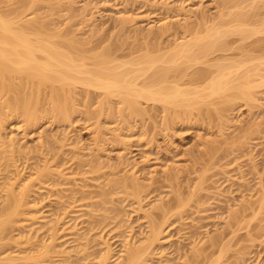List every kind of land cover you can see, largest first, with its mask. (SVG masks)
Instances as JSON below:
<instances>
[{
	"label": "rangeland",
	"instance_id": "1",
	"mask_svg": "<svg viewBox=\"0 0 264 264\" xmlns=\"http://www.w3.org/2000/svg\"><path fill=\"white\" fill-rule=\"evenodd\" d=\"M0 11L20 12L21 21L40 23L44 34L71 41L88 67L89 56L107 50L120 71L139 69V56L169 59L175 44L221 31L217 50L187 69L188 76L192 70L224 67L237 85L244 73L251 81L246 89L247 78L241 83L250 97L235 91L229 105L213 103L200 112L194 105L175 119L159 104L140 99L145 113L123 121L112 99L110 116L100 119V139H94L95 117L86 116L100 98L92 89L76 90L69 121L42 114L28 136L18 129L19 121L8 123L14 147L27 151L26 160L19 161L22 170L28 165L23 176L49 163L55 183L35 181L38 214L45 221H36L30 232L22 229L21 237L30 236L23 239L14 225L8 228L12 233L2 232L0 264H46L49 257L54 264H101L106 247L109 258L103 264H124L129 247L144 244L153 223L161 226L159 241L141 264H264V0H0ZM164 27L168 32L159 34ZM182 58L178 70L187 66ZM95 156L97 172L89 164ZM132 176L143 188L140 199L130 194ZM101 191L108 196L102 198ZM177 194L183 206L177 205ZM2 196L0 190V202ZM160 203L164 212L156 209ZM64 207L75 212L69 210L71 216L60 222L70 231L57 235L56 251L43 256L42 245L50 243L47 222ZM10 234L21 239L14 243Z\"/></svg>",
	"mask_w": 264,
	"mask_h": 264
},
{
	"label": "bare ground",
	"instance_id": "2",
	"mask_svg": "<svg viewBox=\"0 0 264 264\" xmlns=\"http://www.w3.org/2000/svg\"><path fill=\"white\" fill-rule=\"evenodd\" d=\"M4 13L0 11V190H3L5 193L0 202V242L6 236L4 234L6 233L5 230L10 228L11 225H14L11 229H16L20 233L22 229L24 231L25 227L30 232V228H33V224L36 221H40V223L43 221L44 223V215L42 214L43 217L39 215L41 212L38 209L41 201L37 200L34 196L36 192V189H33L34 183L35 181L42 182L43 179L44 182L50 181L55 183V180H53L54 173L51 171L49 163H43L42 166H36V168L31 169V173H33V170L34 173H29L28 177L23 176V171L28 168V165H23L24 170H22L23 168L21 167L22 169H20L19 161L21 158L26 160L27 151L20 152L14 147L17 140L11 138L9 133L6 132L8 123L14 120L19 121L18 129L23 131L24 136H28L41 120L42 114H49L54 122L69 121L71 106H74L72 102L76 95V90L79 88L87 90V93L90 89L100 92L97 108L93 112H90V110L86 111V116L92 115L95 117L96 124L94 125H97L95 126V131L97 130L95 134L97 135H95L96 137L94 136V139L101 138V136H98L101 133L100 129H98V127L101 128L100 119L103 116H110L112 99H116L118 105H120L118 109L119 115L123 117L124 121L132 117H140L145 113V109L141 107L140 99L144 102H150L152 105L159 104L166 115L170 114V118L173 116L175 119L180 113L189 114L191 107L194 105L197 108L199 107L197 111L200 112L203 106L205 108L206 106H210L211 108L213 103V106L216 105L215 103L222 105L225 103L226 106V104H231L232 100L234 101L233 98H237L238 95L244 98L245 96H249L245 91V85L251 82H248L249 76L245 77V73L242 74L244 77L242 79L243 82L246 78L248 82H244L245 84L241 82L244 84V89L243 84L241 85L239 80V84L237 85L232 78L228 77L224 67H221L222 64L219 65L221 68L217 66V69H220L215 72H205L207 69L205 71L192 70L189 76L186 72L187 69H191L196 63H200L201 59L203 60L211 54L212 49L215 48V42L219 41L221 31L216 32L214 30V32L212 31L213 33L206 31L204 37L195 38L194 42L185 41L175 44L171 53L173 57L169 59L168 57L165 59L163 55L161 57L164 59L161 57L153 58L149 55L139 56V58L137 57V61H135L137 65H141L139 69L120 71L119 64H115V61L113 64V60L109 61L107 50L103 51L101 55L89 56L92 66L88 67L85 62H81L85 57L78 54L81 52L71 41L67 44L54 34H44L43 26L40 23L21 21L20 12L11 11V13H7L8 15ZM167 30L166 27L161 28L159 34H166ZM193 49L196 50L192 53ZM177 56L180 58L182 56L184 58V62L182 61V63L187 65L185 66L184 64L185 67L179 68L180 70H178V65L180 67V64L178 63L177 65L176 62ZM175 57H177L176 60ZM159 62L163 63L160 64L163 67H159L158 69V66H155L156 68L153 67L157 63L159 64ZM129 63L131 62L129 61ZM164 64L168 65L165 66ZM231 66L233 68L232 64L228 67L231 68ZM150 69H153L151 70L152 72ZM255 75L258 76V74ZM140 77L145 78L142 84L139 85L136 81ZM235 78L238 79V74ZM232 81L236 86L233 85ZM183 86L189 87L188 89H182ZM232 89L234 91H230ZM227 91L230 94L236 91L237 96H234L235 93L231 95L227 94ZM86 97L89 98L88 95ZM240 97L238 99H241ZM106 108H109L108 113L105 112ZM205 108L204 110H208V107ZM124 109L125 112L123 111ZM126 110H128V114H125ZM216 110L212 111L216 114L219 112ZM123 112L125 116H123L124 114L121 115ZM208 113L210 114L211 111ZM97 140L96 142H98ZM41 145L42 143L39 142V146ZM94 159H96V156ZM121 160L124 161L125 159ZM96 163L97 159L89 163L91 164V167L90 165L89 167L93 172L99 170L96 167ZM56 172L57 174L60 173ZM168 176H170L169 179L171 180L175 178L173 173L168 174ZM132 178L134 177L132 176ZM118 182L121 184V181ZM129 187L131 190L130 194L140 199L143 191L141 184L134 178L131 180ZM43 188L46 189L47 187ZM101 192H103L100 193L102 198L109 193L105 191ZM107 196L105 199L108 202ZM176 196L179 202V195L177 194ZM103 201L101 200V202ZM106 201L105 204L107 203ZM101 202L100 204H102ZM180 202L177 205L183 206L184 203ZM156 209L164 212L165 203H160L156 206ZM69 210L71 211L72 209L64 207L53 214L54 219L49 222L46 221L49 224V242L54 247L52 248L50 243L45 245L47 247H44L43 244L41 248L44 249L40 251L41 255L48 257L50 252L54 253L52 250L56 251L57 245L55 246L54 242L58 239L57 235L64 234L68 229L66 227L62 228L63 226H60V222H62L66 215L71 216L68 215L70 214ZM73 213H75L74 210L73 212L71 211L72 215ZM58 226L61 228L59 229ZM160 227L156 223L150 225L149 235L145 239V243L140 246H130L124 264L142 263L143 254L153 248L159 241V235L161 234ZM11 229L8 230L11 232ZM2 232L4 233L2 234ZM25 236L21 238L23 239ZM9 237V240H13L14 236L11 237L10 234ZM16 238L14 237V241L21 239ZM26 239L28 241V238ZM16 241L14 243H17ZM49 249L52 250L50 251ZM109 252V248L106 247L105 253L100 258L101 264L108 260ZM38 258L41 259V257ZM14 259L13 257L12 260ZM6 261H9L8 258ZM46 262V264H54L50 257L47 258ZM6 264L9 263L7 262Z\"/></svg>",
	"mask_w": 264,
	"mask_h": 264
}]
</instances>
